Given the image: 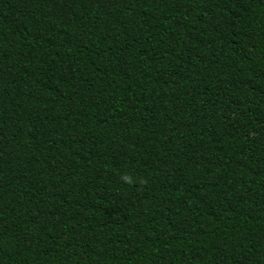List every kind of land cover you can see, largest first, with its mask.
Wrapping results in <instances>:
<instances>
[{
    "label": "trees",
    "instance_id": "16d2710c",
    "mask_svg": "<svg viewBox=\"0 0 264 264\" xmlns=\"http://www.w3.org/2000/svg\"><path fill=\"white\" fill-rule=\"evenodd\" d=\"M0 264H264V0H0Z\"/></svg>",
    "mask_w": 264,
    "mask_h": 264
},
{
    "label": "clouds",
    "instance_id": "9594fccd",
    "mask_svg": "<svg viewBox=\"0 0 264 264\" xmlns=\"http://www.w3.org/2000/svg\"><path fill=\"white\" fill-rule=\"evenodd\" d=\"M124 179H126V180H127L128 178H127V177H124Z\"/></svg>",
    "mask_w": 264,
    "mask_h": 264
}]
</instances>
